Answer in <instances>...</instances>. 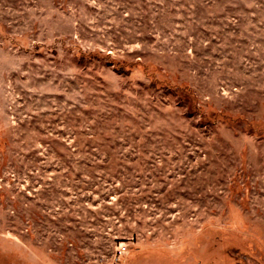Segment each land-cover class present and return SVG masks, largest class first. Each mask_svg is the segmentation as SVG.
Segmentation results:
<instances>
[{"label": "rangeland", "instance_id": "obj_1", "mask_svg": "<svg viewBox=\"0 0 264 264\" xmlns=\"http://www.w3.org/2000/svg\"><path fill=\"white\" fill-rule=\"evenodd\" d=\"M0 264H264V0H0Z\"/></svg>", "mask_w": 264, "mask_h": 264}, {"label": "built area", "instance_id": "obj_2", "mask_svg": "<svg viewBox=\"0 0 264 264\" xmlns=\"http://www.w3.org/2000/svg\"><path fill=\"white\" fill-rule=\"evenodd\" d=\"M128 249L127 247H123L122 249L118 250V253H117V258L120 259L122 256L125 257L128 255Z\"/></svg>", "mask_w": 264, "mask_h": 264}]
</instances>
